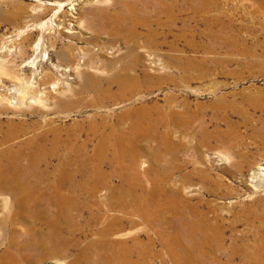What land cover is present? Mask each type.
Returning a JSON list of instances; mask_svg holds the SVG:
<instances>
[{"label":"rangeland","instance_id":"1","mask_svg":"<svg viewBox=\"0 0 264 264\" xmlns=\"http://www.w3.org/2000/svg\"><path fill=\"white\" fill-rule=\"evenodd\" d=\"M117 1L146 0H0V138L13 129L20 141L62 126L80 130L94 154L100 137L90 129L128 132L133 119L144 125L151 119L150 127L141 128L147 136L137 141L144 146L141 177L116 174L119 163L108 158L100 165L78 161L75 169L89 173H75L72 191H99L102 205L113 200L112 191L119 192L118 208L102 209V218L118 214L130 191L147 198L151 208L164 205L167 211L176 194L163 193L155 179L167 178L170 163L174 172L166 182L184 189L201 223L180 225L179 243L168 242L170 227L147 222L148 210L142 212L141 200L132 199V213L121 214L126 227L112 234L126 241L124 252L131 245L128 254L133 251L136 264H264V258L246 252L259 246L255 236L264 242V108L256 106L264 101V10L255 0H205L211 8L198 11L192 1L200 6L201 0H167L174 4L159 14L161 21L157 13L142 16L154 32L148 47L140 37L133 57L130 33L102 31V22L106 30L113 27L109 12L121 9ZM102 8L109 10L103 18ZM138 29L143 32V25ZM252 54L260 61H252ZM123 63H133L138 81L124 89L115 83L105 93L81 92L84 73L105 78ZM132 164L122 163L124 168ZM96 167L99 174L93 173ZM150 167L159 170L149 175ZM202 169L212 178L200 174ZM152 191L160 192L155 199L147 196ZM186 208L184 215L191 217ZM105 224L102 219V228ZM7 237L0 238V264H10L1 261ZM18 264L29 263L20 259Z\"/></svg>","mask_w":264,"mask_h":264},{"label":"bare ground","instance_id":"2","mask_svg":"<svg viewBox=\"0 0 264 264\" xmlns=\"http://www.w3.org/2000/svg\"><path fill=\"white\" fill-rule=\"evenodd\" d=\"M117 2L121 5V9L115 12H109L106 8L100 9L102 18L107 14L106 12L110 13L111 16L108 20L113 26L106 30L103 27L106 22H102V31H116L118 34L121 31L130 33L128 37L131 39L132 46L136 47L132 50V56L135 57L137 47L140 44V37H145L144 46L148 47L154 32L152 23H148L149 21L142 16L149 12L150 15L157 13L155 19L161 21L159 14L170 12L174 3L167 0ZM255 2L259 10H264V0H255ZM198 3L200 6H196L192 1L191 8L196 11L211 8V5L205 0ZM180 10H184V7H181ZM140 25H143V32L138 29ZM251 57L252 61H260L257 54H252ZM132 65L133 63H123L122 68L115 66L113 74L105 78L84 73L86 78L80 89L81 92L87 93L94 90L97 93L98 91L105 93L111 90L115 83L120 89L126 88L128 84L138 81ZM144 74L149 77L147 71ZM256 106L260 109L264 108V101L261 104H256ZM152 124L151 119L149 125H144L142 119L136 118L130 123L128 132L117 129L103 130V132L101 128L90 129L91 132H98L100 137L94 154L88 152L87 139L82 138L80 130L75 133L74 130L56 126L49 131L44 129L20 141H15L19 137L17 136L18 131L13 129L6 131L4 138H0V146L7 144L6 147L0 149V209L3 210L1 213L3 215L0 214V238L8 235L7 246L2 252V263L5 261L10 264H18L19 260L23 259L29 264H41L55 259L57 264H136L132 260L133 257H130L133 251L128 254L132 250L130 248L132 246L130 245L128 252H124V247H127L126 241L112 238V234H116L126 227L124 215L128 212L132 213L129 210L132 208L130 206L132 199L138 200L139 198L141 200L142 212L148 210L147 212L151 217L148 219L150 221L147 222H160L163 225L166 223L170 227L173 233L168 234V242L173 240L179 243L183 235L181 228H184L180 225L185 224L189 228L200 224V217L198 218L196 215L197 208L189 202L188 198L190 197L186 195L184 189L170 186L166 182V179L174 172L170 163L165 168L167 178L164 181L159 178L155 179L156 184L161 186L163 193L176 194V196L169 198V210L167 211L164 205L158 206L156 203L157 206L154 205L151 208V205L146 202L147 198H144L143 195L139 197L136 192L130 191L131 193L129 192L130 194L125 198L126 202L119 201L121 206L118 204L120 208L118 214L106 215L102 218V209L105 211L106 209L118 208L115 203L119 192L112 191L113 200L102 205V194L98 193L99 191H72L75 173L78 171L85 175L89 173L86 168L75 169L74 164L78 161L92 159L100 165L98 162L102 161V158H108L112 162L118 161L120 164L116 166V174L121 173L124 177H141L138 160L144 146H141L137 141L148 134L141 128L150 127ZM29 131H26L25 134ZM65 133L67 137L64 136ZM167 141L166 138L165 142ZM18 142L21 143L16 146ZM135 142H137L135 147L138 149L134 148L131 155L129 152H131L130 149L133 148L131 146ZM78 143L82 144L78 147L75 145ZM166 144L169 149H175V146ZM161 150L160 147L158 151ZM54 159L58 161L56 166L52 164ZM125 159L133 164L124 168L122 163ZM157 170H159L157 167H150L146 169L145 173L153 175ZM99 171V167L93 169L95 174H99ZM198 171L205 178H212L203 169ZM65 187L71 191H64ZM158 192L152 191L146 195L155 199ZM155 207L164 210H156ZM185 208L191 217L186 216L187 214L184 215ZM170 213L174 216H170ZM102 219L107 221L103 228ZM18 224H23L24 226H22L25 228L22 227L23 229H21ZM10 228L11 236L8 233ZM255 237L258 239L256 242L259 246L251 253L252 248L246 245V247L248 246L246 252L250 254V257L255 256L256 259H262L264 258V242H261L262 240L258 235ZM191 238L193 237L191 236ZM103 248L106 252L104 257H102ZM258 263L260 262L258 261Z\"/></svg>","mask_w":264,"mask_h":264}]
</instances>
